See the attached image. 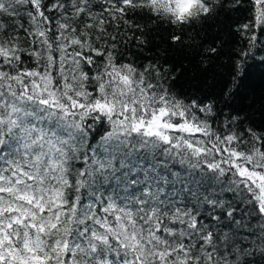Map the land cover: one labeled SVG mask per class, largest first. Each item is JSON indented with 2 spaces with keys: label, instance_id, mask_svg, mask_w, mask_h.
<instances>
[{
  "label": "snow or ice",
  "instance_id": "snow-or-ice-1",
  "mask_svg": "<svg viewBox=\"0 0 264 264\" xmlns=\"http://www.w3.org/2000/svg\"><path fill=\"white\" fill-rule=\"evenodd\" d=\"M264 0H0V264H264Z\"/></svg>",
  "mask_w": 264,
  "mask_h": 264
},
{
  "label": "trees",
  "instance_id": "trees-1",
  "mask_svg": "<svg viewBox=\"0 0 264 264\" xmlns=\"http://www.w3.org/2000/svg\"><path fill=\"white\" fill-rule=\"evenodd\" d=\"M252 83L259 90L264 87V73L260 69H256L252 74Z\"/></svg>",
  "mask_w": 264,
  "mask_h": 264
}]
</instances>
